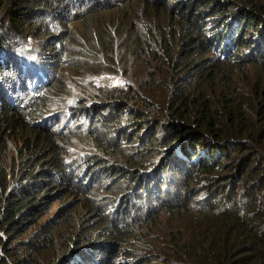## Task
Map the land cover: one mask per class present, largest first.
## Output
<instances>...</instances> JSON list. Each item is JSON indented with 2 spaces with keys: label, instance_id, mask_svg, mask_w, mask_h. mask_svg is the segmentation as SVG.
Returning <instances> with one entry per match:
<instances>
[{
  "label": "trees",
  "instance_id": "obj_1",
  "mask_svg": "<svg viewBox=\"0 0 264 264\" xmlns=\"http://www.w3.org/2000/svg\"><path fill=\"white\" fill-rule=\"evenodd\" d=\"M0 8H4L0 22L8 25L5 31L8 27L16 34L9 37L6 51L0 45V143L4 148L12 140L11 133L27 129L25 119L37 117L38 109L48 104L38 89L57 66L64 67L69 63L66 59L80 55L98 60L101 54L110 59L119 47L118 34L115 38L111 32L108 37L106 29L110 45L104 51L84 42L69 49L60 37L68 14L77 13L94 23V17L123 15L121 21L134 34L124 45L140 55L147 73L152 63L165 60L168 75L172 70L177 76L173 101L177 105L159 119L148 118L146 113L135 117L127 104L108 94H102L105 101L96 103L95 112L75 109L79 116L91 112L95 120L87 135L105 150L116 151L114 140L127 137V126L142 121L152 126L144 137L159 145L162 154L156 151L155 161L147 164L153 166L125 174L133 195H138L137 203L131 207L127 199L111 219L112 212L106 213L108 209L102 206L113 209L118 199L98 197L97 206L104 214L99 227L104 231L83 235L77 229L55 255L49 253L56 250L47 248L46 264H264V0H7L0 1ZM36 21L45 35L57 37L48 44L47 59L38 69L45 75L37 80L38 70L32 73L26 68V61L36 55L17 48L27 44L25 37L31 35L27 25ZM2 35L0 40H4ZM140 49L147 51L139 53ZM235 67H248L251 73L238 75ZM155 79L151 72L149 81ZM145 81L141 79V87ZM52 117L43 122L52 123ZM163 124L164 130L155 128ZM29 129L43 136L51 134L39 125H29ZM15 144L20 168L13 174L11 187L0 166V213L7 223V229L0 223V230L9 232L20 231L31 216L44 214L53 189L58 196L80 186L72 167L59 156L58 143H49L47 154H43V141L23 138ZM229 152L241 156L233 177L245 174L253 180L242 181L235 197L226 196L225 206L215 202L206 207L209 194L201 199L203 203L197 200L190 205L197 191L192 179L197 174L205 179ZM106 169L96 165L93 172L110 175L113 167ZM156 187L160 191L150 193L157 198L149 192H144V198L138 194ZM168 193L173 197L167 198ZM6 264L29 263L21 257Z\"/></svg>",
  "mask_w": 264,
  "mask_h": 264
},
{
  "label": "rangeland",
  "instance_id": "obj_2",
  "mask_svg": "<svg viewBox=\"0 0 264 264\" xmlns=\"http://www.w3.org/2000/svg\"><path fill=\"white\" fill-rule=\"evenodd\" d=\"M0 1L7 3V0ZM0 9L4 10V8ZM5 15L10 18L7 14ZM121 17L123 15L119 13L101 18L94 17L93 20L97 21L94 23L89 18H79L77 13L66 15L65 26L60 37H63V41L69 49H76L73 44L84 42L86 45L96 46L99 51L101 49L104 51L110 45L107 44L109 39H105L106 29L110 32L108 37L111 36V32L115 34V38L118 34L119 47L115 48L110 59L104 58L101 54L98 60H96V56L80 55L75 59H66L69 63L64 67L57 66L48 82L44 84L45 86H39L38 89L44 94L43 97L48 100V104L38 109L37 117L25 119L27 129L24 132L21 134L11 133L12 140L6 142V148L0 143V166L4 170L8 187L12 184L13 174H16L20 168L15 143H19L23 138L29 139L30 142L43 141V154L50 152L49 143L52 141L58 143L60 145L59 152L61 151V153L58 152L59 156L63 157L64 161L72 167L76 176L75 182L80 183L78 190L67 189V191L59 193L58 196L55 194V189L50 191L51 196L47 210L44 214L31 216L32 219L25 223L20 231L0 230V264H6L12 259L21 257L27 258L29 264H46L47 251L49 249L50 252L56 250V252L49 253L52 256L55 255L60 251V247L67 244L71 235L77 234V229L83 235L94 234L96 231L103 232L104 229L99 226L104 214L102 208L97 206V198L100 196L103 199H118V202L114 203L117 206L113 209L109 205L102 206L108 209L106 213L109 210L110 213L112 212L111 219L116 218V211L119 207H123L127 199L131 203V207L139 200L138 195H133L131 191L133 185L127 183L125 174L137 173L139 170L153 166V164H147L155 161L154 154L159 145H155L154 142L148 143V138L144 137L145 131L152 126L142 121L137 126H134L133 123L129 124L126 128L128 130L127 137L120 136L114 140L117 143L115 145H118L116 151L105 150L104 146H98L87 135L95 120L92 118L91 112L88 111L87 114L79 116L75 111L77 108H88L95 112L97 108L93 109V107L96 106V103L105 101L102 94L117 96L120 103L128 105L129 113L135 112V117L138 115L137 113H146L149 115L148 118L159 119L158 116H166L170 113L168 109L177 105L173 102L176 99V74L170 70L168 75V67L164 65L165 60L158 64L152 63L151 69L147 73L143 61H139L140 55L134 53L131 46L124 45L134 37V34L126 29ZM102 18L108 19L102 20ZM127 22L128 24L132 23L129 19ZM0 24V35L5 34L2 38L4 40H0L2 42L0 45L6 51L7 42L10 41L9 37H16V34L10 32L8 27V30L5 31L8 26L6 22H0ZM27 27L31 33L25 37L27 44L21 45L22 48L21 46H17V48L28 52L29 55H36L38 59L32 56L29 61H26V68L34 73L43 67V62L48 56V44L50 42L53 44V38L57 37L45 35L42 31L43 26L37 21L34 24H28ZM10 29L12 30V28ZM28 29L25 28V30ZM103 35L104 37H102ZM99 45L101 46L99 47ZM146 51V49H140L139 53ZM144 58L151 61L148 55H145ZM234 71H237L238 75L249 76L251 73L248 67L239 69L235 67ZM151 72L156 75V79L149 81ZM99 74L102 76L99 77ZM41 75L45 74L38 70L35 75L36 80ZM142 78L146 81L141 87ZM236 83L240 84L239 81ZM134 92H138V95ZM37 108L38 105L35 106V109ZM51 116H54L52 117L53 122L45 124L43 120ZM252 116L254 117V115ZM32 124L47 128L51 134L43 136L31 132L29 125ZM155 128L164 130V124L161 128L158 126ZM6 136L4 135V138ZM127 154L132 156L127 157ZM158 154L160 156L162 151L158 150ZM93 156L97 160H94ZM240 158L241 156L237 152H229L221 158L217 168L205 179L202 176L199 177L198 174L195 175L191 184L196 187L197 191L196 195L190 199V205L194 206L197 202L203 203L201 199L208 194L209 198L207 196L204 203L206 207L215 202H218V206L220 204L225 206L223 202H225L226 196L235 197L242 181L246 183L249 179L253 180L251 176L246 177L245 174L237 176L241 177L237 180V177H233ZM92 161H97L95 164L100 167L106 166V170L113 167L111 174L105 176L94 174L93 169L96 165H93ZM131 162H135V164ZM161 175L164 176V173ZM178 176L179 174L176 175V177ZM165 182V180L161 181V183ZM150 191L157 193L160 190L157 187L149 191L143 189L138 194H142L141 197L144 198V192H149L151 198H157ZM167 195L169 196L170 193ZM171 197L173 194L167 198ZM238 199L240 200V198ZM84 216L87 217L84 218ZM5 221V217L0 213V223H4L7 229ZM161 221L159 220V222ZM33 243L38 245L33 246ZM47 248L49 249L47 250ZM154 263L159 262L154 260Z\"/></svg>",
  "mask_w": 264,
  "mask_h": 264
}]
</instances>
